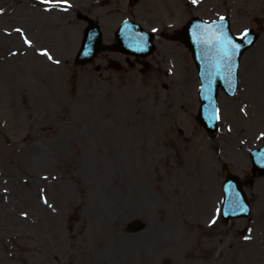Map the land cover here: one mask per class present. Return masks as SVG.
Wrapping results in <instances>:
<instances>
[{
	"label": "rangeland",
	"instance_id": "obj_1",
	"mask_svg": "<svg viewBox=\"0 0 264 264\" xmlns=\"http://www.w3.org/2000/svg\"><path fill=\"white\" fill-rule=\"evenodd\" d=\"M108 1L0 0V264H264V176L245 186L251 219L220 217L223 163L245 179L264 141V0L160 5L175 27L225 13L237 33L263 30L214 137L183 43L159 40L143 70L74 63L77 11L102 18Z\"/></svg>",
	"mask_w": 264,
	"mask_h": 264
},
{
	"label": "water",
	"instance_id": "obj_2",
	"mask_svg": "<svg viewBox=\"0 0 264 264\" xmlns=\"http://www.w3.org/2000/svg\"><path fill=\"white\" fill-rule=\"evenodd\" d=\"M194 20V19H193ZM193 20L191 21V23L193 22ZM190 23V25H191ZM125 27L127 29H131L133 31L134 27H135V24L133 23H127L125 25ZM87 31V30H86ZM98 35V37H97ZM194 35L196 36L195 39V43L192 45V42L190 39H188L186 37V40L187 42H189V45L191 46V48L193 49V52H194V55L197 57V58H203V54L204 53H207L208 51L204 52L201 47H199V42L197 41V36H198V33H196V31L194 30ZM141 37H143V35H141ZM140 37V38H141ZM254 37L256 38V35L254 34ZM124 38H125V41L126 43L131 47V48H134V49H139V48H145V47H150V50L153 49V46H151V42L149 41L148 44L145 46L142 42V39L138 38L137 36H132L128 33H125L124 35ZM252 38L251 37L249 40L245 41L244 39H241V44H242V47L240 49V51H244L251 43H252ZM226 42V39L221 36L220 38V43L221 44H224ZM100 43H101V36H100V33L98 34L97 30H96V27L95 26H91L90 29H89V32L87 33V36H86V40H85V45H84V48L82 51H80L79 55L77 56L76 58V61L78 63H86L88 62L89 60H91L92 56H94V54H96L100 48ZM95 50V51H94ZM148 51V50H147ZM135 52V51H134ZM139 53H142L144 54L145 51H137ZM94 53V54H93ZM215 79H212L211 77H203V99L206 101L207 103V117H204L203 119L201 118L202 115V112L200 114V118L202 120H212L213 122H215V117H217V109L215 107V102H214V98H215V88H214V81ZM213 128V127H211ZM261 157L262 159H264V153L261 154ZM262 165V171H264V161L261 163ZM230 177H232L233 179H235V181H237V179L232 176V175H228ZM233 186V183H231V181L228 182V187H227V191H228V194L229 195H233L234 193H232L230 191V188H232ZM227 209L229 210L230 213H233L234 214H231V215H237V214H243L246 212L247 210V205L246 203L240 198L239 196V193L238 192H235V194L233 196H231V200L228 201V205H227ZM137 226V224H136Z\"/></svg>",
	"mask_w": 264,
	"mask_h": 264
},
{
	"label": "snow or ice",
	"instance_id": "obj_3",
	"mask_svg": "<svg viewBox=\"0 0 264 264\" xmlns=\"http://www.w3.org/2000/svg\"><path fill=\"white\" fill-rule=\"evenodd\" d=\"M245 239H248V237H245Z\"/></svg>",
	"mask_w": 264,
	"mask_h": 264
}]
</instances>
